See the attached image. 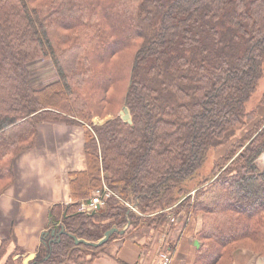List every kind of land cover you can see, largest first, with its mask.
<instances>
[{
	"label": "trees",
	"instance_id": "obj_1",
	"mask_svg": "<svg viewBox=\"0 0 264 264\" xmlns=\"http://www.w3.org/2000/svg\"><path fill=\"white\" fill-rule=\"evenodd\" d=\"M37 60L54 79L31 80ZM263 78L264 0H0V196L39 125L85 129L73 201L49 215L65 232L43 236L27 264H93L119 234L99 247L75 239L180 212L200 221L192 264H233L242 250L264 258V92L248 107ZM103 182L113 195L79 211ZM10 244L0 242V264H23Z\"/></svg>",
	"mask_w": 264,
	"mask_h": 264
},
{
	"label": "crops",
	"instance_id": "obj_2",
	"mask_svg": "<svg viewBox=\"0 0 264 264\" xmlns=\"http://www.w3.org/2000/svg\"><path fill=\"white\" fill-rule=\"evenodd\" d=\"M84 134L66 122L41 124L34 149L16 159L13 183L0 196V242L9 239V251L18 248L23 258L36 254L51 226V209L72 203L69 175L86 169ZM199 224L180 212L175 222L167 216L164 223L129 229L101 249L93 264H159L162 251L170 252L171 264H192ZM233 264H264V258L242 250Z\"/></svg>",
	"mask_w": 264,
	"mask_h": 264
},
{
	"label": "rangeland",
	"instance_id": "obj_3",
	"mask_svg": "<svg viewBox=\"0 0 264 264\" xmlns=\"http://www.w3.org/2000/svg\"><path fill=\"white\" fill-rule=\"evenodd\" d=\"M32 69L35 70L31 72V80L34 81L35 83H39L40 81H43V79L50 80L55 78V71L49 62L45 63L44 61L42 62L40 60H37L32 66ZM263 92H264V78L261 80L256 92L249 101L248 103L249 108L252 107L258 101V99L260 98ZM121 112L122 110L119 113L120 117H121ZM110 118L111 116H107L105 119L94 118L93 123L95 125H101L105 120H108ZM210 165H211L210 159H208L203 165V167L199 170L200 178H202L208 173L210 169ZM258 166L260 169L262 170L264 169V153L258 159Z\"/></svg>",
	"mask_w": 264,
	"mask_h": 264
},
{
	"label": "built area",
	"instance_id": "obj_4",
	"mask_svg": "<svg viewBox=\"0 0 264 264\" xmlns=\"http://www.w3.org/2000/svg\"><path fill=\"white\" fill-rule=\"evenodd\" d=\"M113 195L107 187V184L103 182V186L101 189H98L93 192L92 196L87 201H82L79 205V211L84 213H90L94 210L100 208L104 203L105 200L110 196ZM127 206L136 211V209L127 204ZM171 222H175V218L170 217ZM172 263V256L169 251H162L159 254V264H171Z\"/></svg>",
	"mask_w": 264,
	"mask_h": 264
},
{
	"label": "water",
	"instance_id": "obj_5",
	"mask_svg": "<svg viewBox=\"0 0 264 264\" xmlns=\"http://www.w3.org/2000/svg\"><path fill=\"white\" fill-rule=\"evenodd\" d=\"M121 118H122V120L124 121V122H126V123H128V124H131V117H130V114H129V111H128V109L126 108V107H124L123 109H122V112H121ZM97 210H94V211H92V212H90V213H95ZM89 213V214H90ZM128 224L125 226V228L124 229H122V230H117L115 227H112V228H110L109 230H107L105 233H104V235L102 236V238H100L97 242H94V243H89V242H85L84 240H82V239H75V243H86V244H88V245H90V246H94V247H99V246H101V245H103V244H105L107 241H108V239H109V237L112 235V234H114V233H118L119 235H122V234H124V232H125V229L126 228H128ZM64 229L63 228H61V229H48L47 231H45L44 233H43V235H42V237L44 236H47L48 235V233L50 234V236H52V237H59L61 234H64ZM36 255L37 254H30V255H28L27 257H25L24 259H23V264H27L29 261H31V260H33V259H35L36 258Z\"/></svg>",
	"mask_w": 264,
	"mask_h": 264
}]
</instances>
